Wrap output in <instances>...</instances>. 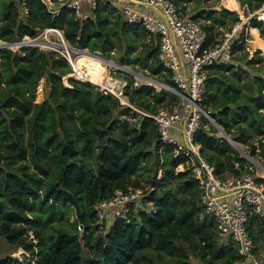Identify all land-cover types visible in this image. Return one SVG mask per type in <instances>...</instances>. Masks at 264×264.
I'll use <instances>...</instances> for the list:
<instances>
[{"label": "trees", "instance_id": "1", "mask_svg": "<svg viewBox=\"0 0 264 264\" xmlns=\"http://www.w3.org/2000/svg\"><path fill=\"white\" fill-rule=\"evenodd\" d=\"M181 1L174 0L177 6ZM263 2L256 0L255 9ZM27 8L25 18L19 0H0V40L54 27L63 30L71 44L78 42L106 58L116 49L122 52L123 39L121 65L169 81L170 73L156 60L157 37L149 38L142 26L125 21L108 2L98 1L88 23L76 22L67 9L52 17L40 0H28ZM228 13L230 24L239 22L235 13ZM201 16L214 20L216 12ZM201 26L207 34L205 47L214 45L219 33ZM250 27L264 41V25L252 17ZM251 34L264 54L256 30ZM243 35L240 31L233 41L234 64L208 70L200 105L234 143L249 150L247 155L264 161V56L259 50L250 53ZM136 39L143 50L131 57ZM70 72L53 53L0 50V239L22 249L29 260L5 256L0 264H252L244 263L236 245L220 244L211 218H200L198 182L188 171L176 173L181 160L170 148L161 150L152 121L90 83L68 78L66 86ZM117 75L127 80L128 101L141 110L157 113L177 102L174 95L148 85L134 87L133 78ZM42 79L44 98L37 103ZM195 141L220 179L245 169V158L212 126L199 127ZM143 174L154 188L146 200L154 203L157 213L137 212L129 223L115 220L107 232L99 231L94 205L117 190L145 187L139 180ZM259 181L264 184V179ZM80 224L83 233L77 230ZM248 232L254 255L264 264L258 219H250Z\"/></svg>", "mask_w": 264, "mask_h": 264}, {"label": "built area", "instance_id": "2", "mask_svg": "<svg viewBox=\"0 0 264 264\" xmlns=\"http://www.w3.org/2000/svg\"><path fill=\"white\" fill-rule=\"evenodd\" d=\"M27 1L19 0L21 14L25 18L28 16ZM40 1L52 17H58L63 9H67L73 13L76 22L88 23L93 18L99 0ZM102 1L113 6L125 21L142 26L149 38L157 37L156 60L163 72L170 73L169 81L172 86L167 84V80L158 82L149 78L147 85L155 88L157 92L163 91L176 96L177 102L170 108L148 113L131 104L125 95L127 80L117 75L118 72L128 70L121 64L107 60L100 52L91 53L80 47L78 42L71 44L59 28L38 29L33 36H15L10 41L0 40V50L9 49L13 53L22 54L24 49L36 48L44 53H53L67 63L71 70L68 78L90 83L102 95L116 99L125 109L149 118L159 133L161 150L170 148L173 157L181 160V164L175 169L176 173L188 171L198 182L201 189L199 205L203 208L200 218L208 217L214 221L220 244L236 245L244 263L261 264L254 255L255 245L248 232L249 221L254 217L263 227L264 238V184L260 183L261 178L245 166L240 174L220 179L214 168L201 156L200 146L195 141V134L202 126L207 130L212 126L222 135L210 113L201 107L200 100L206 90L208 70L214 66L228 67L234 64L233 41L240 31L244 32L243 38L246 41L248 27L237 22L214 45L205 47L207 34L201 24L187 15L174 0ZM253 16L264 25V2ZM238 42L242 40L239 39ZM82 57L96 58L105 66L107 63L110 69L106 71V76L100 80L89 81L78 65V60ZM64 83L68 86L67 80ZM43 87L44 83L38 86V91L42 94ZM231 146L247 162H252L253 159L242 151L239 144L234 143ZM253 163L264 173L260 163ZM235 166L239 167V164L235 163ZM160 175L159 172L158 178ZM261 177L264 179V176ZM153 190L149 186H129L125 191H115L111 198L94 205V225L99 231L107 232L115 220L129 223L137 212L156 214L154 203L146 200ZM77 230L83 233L84 226L78 225ZM32 264H35V260Z\"/></svg>", "mask_w": 264, "mask_h": 264}, {"label": "crops", "instance_id": "3", "mask_svg": "<svg viewBox=\"0 0 264 264\" xmlns=\"http://www.w3.org/2000/svg\"><path fill=\"white\" fill-rule=\"evenodd\" d=\"M245 3L242 4L240 0H183L180 3V7H182L186 14L190 17L194 18L197 22L201 25H209L208 27H212L216 32L219 33L220 36L223 35L231 26L230 24V13H235L238 18L239 22L246 24L248 27V36L246 37V41L250 46L251 44L255 46L254 51L259 50L262 55L264 56L262 50L258 48L254 43V35L251 34V30H256L257 37L261 39L259 35V31L255 28L250 27V20L252 18V14L255 13V1L256 0H244ZM207 11H215L216 16L213 19L205 18L204 16L198 17L202 12ZM227 11V12H223ZM222 12V13H221ZM254 17V16H253ZM196 18V19H195ZM256 18V17H255ZM258 21V20H257ZM218 35V38L220 37ZM264 44V41L261 39ZM251 51L250 53L254 52ZM240 145V144H239ZM241 146V145H240ZM242 147V146H241Z\"/></svg>", "mask_w": 264, "mask_h": 264}, {"label": "rangeland", "instance_id": "4", "mask_svg": "<svg viewBox=\"0 0 264 264\" xmlns=\"http://www.w3.org/2000/svg\"><path fill=\"white\" fill-rule=\"evenodd\" d=\"M249 33V32H248ZM220 36V35H219ZM136 46H137V48H136V51H135V53H133L132 55H131V57H133L135 54H138L141 50H143V45H142V43H141V41L140 40H137L136 39ZM122 45L121 46H123V50H122V52H120V54H118L117 53V49L116 50H114V51H112L110 54H109V56L108 57H106L107 58V60H109V61H112V62H114L115 64H121V62H120V57L123 55L122 53H123V51H124V45H125V42H124V40L122 39V43H121ZM252 48H255V46L254 45H252L251 44V46H250V49H251V51H254V49H252ZM97 53V52H96ZM253 53V52H252ZM103 58V57H102ZM106 64V66H105V70L106 71H109V67L107 66L108 64L107 63H105ZM123 67H125L126 68V70H128V71H125V70H123V71H125V72H120V73H122V74H124V75H126V76H128V78H133V80H134V84H133V86L134 87H139V86H143V85H147V81H148V79L147 78H149V77H147V76H150V74H148L147 73V71H145V70H142L141 72H136L135 71V69H133L132 68V66L131 65H129L128 63H127V65H124ZM136 67L137 68H139L140 66H138V64H136ZM111 70H113V69H111ZM105 71V72H106ZM111 72V71H110ZM106 74V73H105ZM151 77V76H150ZM67 76L64 78V80H67ZM149 79H153V80H156V81H158V82H161V81H166V79H163V78H161V77H158V76H156V77H151V78H149ZM44 83V80L42 79L41 81H40V83H39V85H41V84H43ZM68 84V83H67ZM167 84H169V85H171L172 86V83L170 82V81H167ZM157 91V90H156ZM44 94H42V92H39L38 91V88H37V93H36V102L37 103H39V102H41L42 100H43V98H44V96H43ZM126 116V118H130V114H128V115H125ZM131 119V118H130ZM130 119H128V120H130ZM221 134H222V132H221ZM218 136H220V137H223V134L222 135H220V134H218ZM243 147V146H242ZM242 147L240 146V148L242 149ZM239 151H241L240 149H239ZM242 151H244L243 149H242ZM247 151H248V153H249V150H246V152L245 153H247ZM241 156H242V154H240ZM253 158V160H252V162L250 163V160L247 162L246 161V159H245V161H246V166H248V168H251L254 172V174H258V177L259 178H263V177H261V176H264V173H262V171H261V168L259 167V166H257L255 163H253V162H257V163H260L261 165H262V167L264 168V161H262V160H257L256 158H254V157H252ZM256 167V168H255ZM139 180L141 181V185H143V186H149L148 185V183H147V176H146V174H143L140 178H139ZM70 221L71 222H73V221H75V217L74 218H71L70 219ZM32 236L30 235V237H29V239L33 242V243H35V241H33L32 240ZM5 256H11V257H19V258H21V259H25L26 260V262L27 261H29L28 260V256H27V254H26V257L25 258H23V250L22 249H19V248H15V247H12L11 245H9L4 239H0V258H3V257H5ZM36 261V260H35ZM194 264V263H193Z\"/></svg>", "mask_w": 264, "mask_h": 264}, {"label": "bare ground", "instance_id": "5", "mask_svg": "<svg viewBox=\"0 0 264 264\" xmlns=\"http://www.w3.org/2000/svg\"><path fill=\"white\" fill-rule=\"evenodd\" d=\"M78 65L82 68L89 81L100 80L106 76L105 65L96 58L82 57L78 60Z\"/></svg>", "mask_w": 264, "mask_h": 264}, {"label": "water", "instance_id": "6", "mask_svg": "<svg viewBox=\"0 0 264 264\" xmlns=\"http://www.w3.org/2000/svg\"><path fill=\"white\" fill-rule=\"evenodd\" d=\"M217 125V124H216ZM218 126V125H217ZM219 127V126H218ZM220 128V127H219ZM221 129V128H220ZM222 131V130H221ZM223 137L230 143V145H233L234 142L222 131Z\"/></svg>", "mask_w": 264, "mask_h": 264}, {"label": "clouds", "instance_id": "7", "mask_svg": "<svg viewBox=\"0 0 264 264\" xmlns=\"http://www.w3.org/2000/svg\"><path fill=\"white\" fill-rule=\"evenodd\" d=\"M147 77L151 78L150 76H147Z\"/></svg>", "mask_w": 264, "mask_h": 264}]
</instances>
